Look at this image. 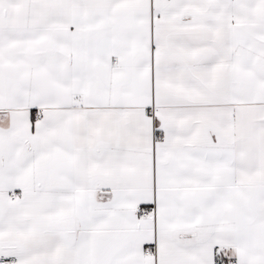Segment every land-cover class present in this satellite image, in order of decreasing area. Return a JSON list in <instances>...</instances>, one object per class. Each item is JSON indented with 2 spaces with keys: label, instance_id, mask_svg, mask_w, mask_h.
I'll use <instances>...</instances> for the list:
<instances>
[{
  "label": "snow or ice",
  "instance_id": "snow-or-ice-1",
  "mask_svg": "<svg viewBox=\"0 0 264 264\" xmlns=\"http://www.w3.org/2000/svg\"><path fill=\"white\" fill-rule=\"evenodd\" d=\"M0 264H264V0H0Z\"/></svg>",
  "mask_w": 264,
  "mask_h": 264
}]
</instances>
